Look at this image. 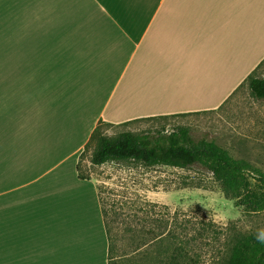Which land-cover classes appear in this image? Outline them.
<instances>
[{
    "label": "crops",
    "instance_id": "1",
    "mask_svg": "<svg viewBox=\"0 0 264 264\" xmlns=\"http://www.w3.org/2000/svg\"><path fill=\"white\" fill-rule=\"evenodd\" d=\"M1 2L0 131L37 106L50 122L67 97L103 102L74 173L47 167L59 140L1 148L0 264H95L97 236L108 243L101 183L77 170L93 131L219 109L264 62V0Z\"/></svg>",
    "mask_w": 264,
    "mask_h": 264
},
{
    "label": "rangeland",
    "instance_id": "2",
    "mask_svg": "<svg viewBox=\"0 0 264 264\" xmlns=\"http://www.w3.org/2000/svg\"><path fill=\"white\" fill-rule=\"evenodd\" d=\"M1 1L0 25L5 23L4 17L9 13L8 9H2ZM9 4L8 0L3 6ZM121 69L122 66L117 68ZM257 76L264 78V63ZM70 81L71 86L77 85V80L76 84L73 79ZM65 100V103L63 100L51 106L56 117L53 116L50 122L49 119L40 122L39 114L46 111H42L41 106L36 107V115L30 111L14 119L10 130L0 131V150L4 147L8 153L9 146H14V139L24 141L25 138V143L32 141L29 150L47 141L51 146L50 141L59 140L64 142L63 146L56 155L51 154L47 167L63 160L56 170L74 173L78 159L75 150L92 127L103 99L67 97ZM37 103L40 105V100H35L34 106ZM98 125L108 138H116L123 132L155 135L186 128L194 142H213L227 150L234 159L243 160L264 174V100L255 99L247 85L214 111L119 126ZM73 126H78L77 133L73 132ZM95 146L96 143L91 142L81 157L80 173L84 177L93 175L101 183L99 193L105 222L115 246L112 255L115 264H158L160 260L165 261L172 251L166 254L160 248L161 242H168L169 232L179 234L180 239L186 238L184 242L190 243L192 239L193 244L186 247L188 257L183 264L190 263V258L198 264H223L234 237L264 231V211L254 213L239 206L238 199L228 197L221 184L204 167H146L134 161H113L109 163L110 168L102 169L91 163ZM252 177V182L256 183L258 175L255 173ZM68 227L71 226L68 225L67 230ZM161 233L166 237L160 240ZM103 243V237L98 235L92 251L98 257L95 264H104L100 259L108 254V243Z\"/></svg>",
    "mask_w": 264,
    "mask_h": 264
},
{
    "label": "trees",
    "instance_id": "3",
    "mask_svg": "<svg viewBox=\"0 0 264 264\" xmlns=\"http://www.w3.org/2000/svg\"><path fill=\"white\" fill-rule=\"evenodd\" d=\"M259 68L249 76L247 86L255 99L264 100V78L257 76ZM166 117L171 116L149 117L142 120H158ZM130 123L133 122L123 125ZM91 142L96 143L91 155V163L95 166L113 161H134L146 167L166 166L178 169H190L200 165L212 173L228 197L238 199L239 206H244L254 213L264 211V174L247 162L234 159L227 150L213 142L206 140L194 142L186 128L155 135H134L131 132H123L116 138H108L101 133L98 125L91 135L90 142L85 146V151ZM77 170L79 178L84 179L80 174V163ZM255 173L258 177L257 180L255 179L256 183H253L252 175ZM105 226L108 239V264H115L112 261L115 246L106 222ZM160 236L161 240L165 234L161 233ZM185 239H180L179 234L169 232L168 242H161L160 249L166 254L172 251V255H167L166 260H160L158 264H183L188 257L186 247L193 244L192 239L190 243L184 242ZM192 250L191 248L190 251ZM228 252V258L223 264H264V231L253 232L244 237H234ZM189 262L188 264H198L192 258Z\"/></svg>",
    "mask_w": 264,
    "mask_h": 264
}]
</instances>
